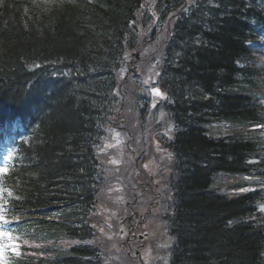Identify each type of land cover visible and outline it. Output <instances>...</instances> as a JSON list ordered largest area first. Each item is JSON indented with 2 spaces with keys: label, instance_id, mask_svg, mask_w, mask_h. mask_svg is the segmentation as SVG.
Wrapping results in <instances>:
<instances>
[{
  "label": "trees",
  "instance_id": "16d2710c",
  "mask_svg": "<svg viewBox=\"0 0 264 264\" xmlns=\"http://www.w3.org/2000/svg\"><path fill=\"white\" fill-rule=\"evenodd\" d=\"M164 1L0 0V135L15 121L26 133L7 183L26 248L17 264H113L112 238L93 225L110 185L99 151L123 97L127 129L144 123L142 82L122 70L129 51L151 48L167 95L156 110L172 127L160 135L172 155L159 169L163 253L169 264H264V0H171L170 16ZM153 7L171 28L159 49Z\"/></svg>",
  "mask_w": 264,
  "mask_h": 264
},
{
  "label": "rangeland",
  "instance_id": "374dc122",
  "mask_svg": "<svg viewBox=\"0 0 264 264\" xmlns=\"http://www.w3.org/2000/svg\"><path fill=\"white\" fill-rule=\"evenodd\" d=\"M156 7H153L152 10H155ZM168 16L172 15L175 13V8L172 7L171 5H168V8L166 9ZM167 16V17H168ZM158 19V17H157ZM157 19L154 20V23L157 22V27L160 29L161 27L163 28L164 24L161 22H158ZM169 22H167V25L164 26V35L165 38L164 40L167 39L168 33L171 28H169L168 25ZM155 24H152L150 27H154ZM168 26V27H167ZM163 40V41H164ZM161 41L158 43L157 48L159 49V46L164 44V42ZM151 50H153L151 48ZM150 50L146 51V54ZM153 54V51H151ZM157 65V64H156ZM155 70V69H154ZM147 71L149 75H147V80L149 82L150 74L152 73V69L150 67H147ZM153 80H155V73ZM126 74L125 71L122 72V75L124 76ZM150 83V82H149ZM157 85L155 84H149L150 90L152 88H155ZM148 89V88H147ZM160 89V88H159ZM148 90V91H150ZM162 92V90H160ZM152 95L151 99V104L150 108L147 111V117L144 120V123L141 120H139V127L137 130H135V133H130L125 129L128 127L125 123L121 122V119L117 121V119H113L111 133L109 134L110 137L108 140H105L101 146V149L99 153L101 154V160L106 163V170L109 172V180H113V184L109 185L108 189L106 188V192L108 195H115L114 196H109L107 199H105L104 203L102 201V198H100L98 201V208L100 213V216L98 217V221H95L93 223L94 226L98 228V230L102 233L103 236L105 237H111L110 245L107 243L106 246L104 244V247L106 248V251L108 252L107 259L110 260L111 263L114 264H121L123 262H126L125 264H138L135 263L134 261L127 259L124 257V255L121 256V246H120V240L119 237L117 236L119 234V229H121V226L119 225L120 222V217L121 215L127 214V209L123 208V204L127 200L128 194H124V189L125 185L129 184V180L132 177V170L134 171V165L132 164V159L136 157L137 159V165L141 167L143 173H148L149 175H155L156 180L154 182L156 183L157 181L160 182V185L162 186V191L164 190V187L166 186V177L164 175H157L159 173V169L161 166L164 165V159L166 158H171V153L170 150L167 147V143L163 142L162 139H160V135L165 136V138H170L172 132L171 129L172 127L170 125L165 128L162 124V120L165 118V113L164 112H157V110H154L157 106V96L154 93L150 91ZM124 106V105H123ZM141 108V107H140ZM124 109V107H123ZM153 109L154 111H151ZM123 115H125V112H122ZM139 115V114H137ZM137 118V117H136ZM152 119H155L157 121L156 124H154ZM142 121V123H141ZM117 122V123H116ZM141 123V125H140ZM135 124V126H137ZM155 126L157 128H161L160 130L157 131H152ZM129 128V127H128ZM131 128V127H130ZM215 129H218L216 126ZM131 131V130H129ZM131 136L133 137L132 140ZM148 139L152 143V147L154 150V153H151L148 147ZM142 144V145H141ZM131 146L134 151H136V146L144 151L143 155L145 156L144 159L140 160L137 156V152L133 154L131 151L128 150V146ZM156 153L159 154V156L156 155ZM137 155V156H136ZM115 161V163L113 162ZM120 165V166H119ZM126 165L130 166V170H128V167H125ZM161 165V166H160ZM119 166V167H118ZM111 168H114L111 170ZM117 168H119V172H116ZM129 171V173H128ZM122 172V174H121ZM131 174V175H130ZM104 190V189H103ZM115 203H118L117 206H111L110 205H115ZM260 209L264 211V204L261 205ZM158 211V208H156ZM102 212V213H101ZM128 215V214H127ZM155 223L153 226L150 227L151 229V238L149 242L148 248L144 251V257L145 259H149L152 261L156 257V252L157 249H161V243L164 238V229L162 224H159L158 221L154 220ZM114 223L116 224V227H114ZM118 229V230H117ZM97 230V233L99 235V232ZM17 238L16 240H18ZM104 240V239H103ZM158 240V243L156 241ZM76 242V241H75ZM18 245L19 242L16 241ZM80 243V242H79ZM78 244V243H77ZM156 244V245H155ZM168 244V241H167ZM0 256H2L3 261H4V256H5V251L0 250ZM128 261V263H127Z\"/></svg>",
  "mask_w": 264,
  "mask_h": 264
},
{
  "label": "snow or ice",
  "instance_id": "6c2138e0",
  "mask_svg": "<svg viewBox=\"0 0 264 264\" xmlns=\"http://www.w3.org/2000/svg\"><path fill=\"white\" fill-rule=\"evenodd\" d=\"M185 12H187V9H185ZM150 91L155 95L163 98L164 94L160 91L159 87L152 88ZM13 151L14 149L9 150V158L11 157ZM113 162L115 163V161ZM6 163H7L6 161L0 162V176L6 175L9 171L8 167L5 166ZM241 191H247V189H241ZM0 222H2V224H0V229H6V230H0V250L13 251L19 254L18 253L19 245L15 242V240L10 234L12 231H15V228H11L9 226V221L6 219L4 215H0ZM0 264H6V262L3 261L2 256H0Z\"/></svg>",
  "mask_w": 264,
  "mask_h": 264
},
{
  "label": "flooded vegetation",
  "instance_id": "af4514ba",
  "mask_svg": "<svg viewBox=\"0 0 264 264\" xmlns=\"http://www.w3.org/2000/svg\"><path fill=\"white\" fill-rule=\"evenodd\" d=\"M147 178V177H146ZM150 183L151 182H143L142 184L145 186V187H147V188H149L150 189V191H151V193H152V191H153V189L151 190V188L150 187H148V185L150 186ZM152 202H150V204H151ZM154 205V204H153ZM142 205H140V207H141ZM133 214H134V217L136 216V217H141V213H139L138 211H134L133 212ZM133 217V218H134ZM139 217V218H140ZM140 220H141V218H140ZM139 222H141L142 223V220L141 221H138L137 222V225H133V224H130V227L134 230V229H136L137 228V226H138V224H139ZM130 234V236H132V237H130V240L131 241H133L134 239H139V237H140V235H142V234H137V235H134V234H132V233H129ZM142 236H145V233H144V235H142ZM129 241V240H128ZM143 242H146V240H144ZM129 243H131L130 241H129ZM146 245V244H145ZM139 246H135V247H131L130 249H129V251H131V252H133L134 254H131V258H138V260L140 261V258H142V264H150V260L147 258V259H145V257H144V254H143V252L146 250L145 249V247L146 246H144L143 248H141V247H139ZM144 249V250H143ZM143 250V251H142ZM130 252V253H131Z\"/></svg>",
  "mask_w": 264,
  "mask_h": 264
}]
</instances>
